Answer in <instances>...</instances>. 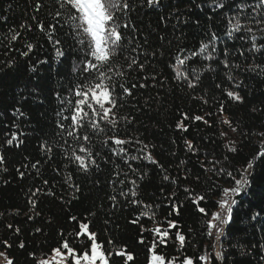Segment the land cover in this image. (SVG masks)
Returning a JSON list of instances; mask_svg holds the SVG:
<instances>
[{
	"label": "trees",
	"instance_id": "obj_1",
	"mask_svg": "<svg viewBox=\"0 0 264 264\" xmlns=\"http://www.w3.org/2000/svg\"><path fill=\"white\" fill-rule=\"evenodd\" d=\"M36 2L0 0V154L6 160L5 165H0V252H4L14 264H38L52 253L51 249L58 246L62 231L71 240L68 234L74 225L69 217L76 215L91 221V230L97 232L100 241L106 243L111 239L115 248L127 245L136 256L135 264H147L144 246L137 243L139 226L129 223L138 211L119 196L117 207H113V202L109 200V196L114 194L110 183L114 164H105L103 160L111 158L125 172L127 166L119 158L111 157L108 148L101 143L103 135L94 136L92 144L93 152L100 153L96 157L101 165L99 169L93 168L88 174H83L64 158L63 147L67 146L55 135V114L68 105H61L55 93L61 92L63 98L74 101L75 97L69 96L67 89L70 81L73 84L78 82L71 69L82 58V53L74 51L68 46L72 42L66 41L62 45L66 56H55L45 34L40 33L31 21V16L35 14L46 25L55 23L49 14L55 9L48 4V0H43L46 6L35 13ZM212 3L213 0H163L159 9L144 8L132 13L133 22L139 29L132 34L136 42L143 43L147 37L143 50L158 54L155 58L148 56L144 72L129 70L121 59L118 63L123 65L125 76L114 77L117 93L120 92V84L130 87L133 83H144L142 77L145 75L156 74L157 81L149 79L146 82L149 87L134 89L133 97L124 98V106L119 109L118 115L133 118V123L122 121L119 134L122 138L133 136L142 140L162 167L147 161L132 162L138 171L129 173L127 178L121 175L120 179L126 182L124 185L117 183L116 191L121 188L126 191L130 187L127 179H136L139 184L138 198L153 206L159 225L166 228L167 219L176 223V228L169 230L168 246L160 249L162 254L175 258V264H182L185 257L193 258L194 264H264V157L254 161L250 185L234 197L237 204L233 206L231 221L219 242L221 258L213 257V237L207 234L206 222L211 219L212 213L219 210L221 197L218 193L223 187L234 186L226 173L231 171L239 178V170L259 151H264L261 147L264 137L260 135L264 133V71L247 70L254 64L264 68V54L250 53L251 42L239 39V34L229 40L225 35L224 16L230 15L231 10H218L217 14L209 7ZM224 3L232 5L233 0H224ZM197 4H203V11L195 6ZM160 16H165L166 22H162ZM25 21L33 23L31 32L19 28ZM210 29L221 37L217 45L219 58L223 59L222 51L227 48L231 54L230 64L240 67L224 69L218 61L197 58L190 62V67L202 73L201 79L195 89H189L186 82L178 83L172 78L168 65L174 62L172 58L179 49L198 48L202 40L208 39ZM10 30L20 31L21 38L10 42L6 38L12 34ZM256 34V43L264 44V34ZM57 36L65 39L63 33L57 32ZM26 43H33L36 47L24 57L21 52L27 50ZM132 47H135V42ZM241 50L245 52L244 56L239 55ZM159 52L164 55L160 56ZM140 59L143 61L144 57ZM43 60L47 63L39 62ZM8 61L13 62L12 67L7 66ZM207 65L215 70H207ZM228 75L243 83L238 88L232 87L227 80ZM160 81H163V86ZM217 84L221 87L217 88ZM225 89L238 92L243 102L229 99ZM17 108L24 113L23 116L13 115ZM185 113L189 117L201 116L203 119L184 121L188 130L181 131L176 125ZM64 114L70 113L65 111ZM224 120H229L231 125L223 123ZM64 123L67 125L68 121ZM13 132L24 141L19 148L5 143ZM65 139L70 138L65 136ZM185 139L193 143L194 152L187 150ZM45 141L52 147L51 153L41 151L40 145ZM230 141L234 142L231 146L237 148L235 153L225 147ZM37 160L40 164L36 169L31 168L30 165ZM17 168L25 172L23 178H20ZM221 168L224 172L218 171ZM69 173L72 183L80 185L78 193H74L64 182ZM141 175H144L143 179H140ZM165 175L169 180L163 179ZM44 180L49 183L45 185ZM37 188L41 189L40 193L31 197V192ZM186 188L188 193L184 191ZM49 191L55 195H46ZM199 195L206 197L199 206L206 209L207 216L191 202ZM30 197L36 201L35 209L28 203ZM173 205L179 214L173 211ZM36 212L40 214L36 215ZM29 216L33 219H28ZM141 222L145 228L155 226L146 217ZM9 225L12 227L9 228ZM17 228L19 232L15 231ZM37 228L41 231L37 232ZM177 233L186 237L183 247L175 239ZM144 236L146 243L152 240L147 232ZM4 241L11 247L4 246ZM20 243L24 244L23 248L19 247ZM74 243L79 244L78 241ZM106 246L113 248L112 245ZM205 254L209 257L208 261H199L198 258ZM3 261L6 263L5 258ZM116 264L122 262L117 259Z\"/></svg>",
	"mask_w": 264,
	"mask_h": 264
},
{
	"label": "snow or ice",
	"instance_id": "obj_2",
	"mask_svg": "<svg viewBox=\"0 0 264 264\" xmlns=\"http://www.w3.org/2000/svg\"><path fill=\"white\" fill-rule=\"evenodd\" d=\"M48 4L55 9L54 12L50 11V15L55 23L45 24L39 20L37 15L31 16V21L35 24V28L45 34L48 42L53 46L55 56L57 58H64L66 53L62 47L66 41H71L68 46L72 47L74 51L82 53V58L72 66V73L75 79L78 81L72 83L70 81L67 89L68 95L75 97L73 100H66L62 97L61 92H56L55 97L61 104H67L68 107H61L56 111L55 121V135L59 136L64 141L63 154L66 161L70 164H74L78 172L88 174L93 168L99 169L100 163L96 157L100 155L99 152H93L92 144L93 137H100L103 135L102 145L107 147L111 157L119 158L124 165L127 166V171L120 170L119 165H115L111 158H106L103 163H113V180L110 183L113 185L114 194L109 196V200L113 202V207H117L119 196L134 210L138 211L135 218L130 219L129 223L139 226V239L137 243L143 245L145 249V259L147 264H175V258H169L166 254L160 252L161 247H167L170 236V229L176 228V223L170 219L165 221L167 227H161L156 221V213L152 210V205L145 204L139 199V184L136 179H127V183L130 185L125 191L121 188L116 191L117 183L119 185L125 184V179H120L121 175L125 178L129 173L135 174L138 169L133 167L134 161H147L150 164L159 165V162L152 157L151 152L148 150L149 146L136 137L128 136L122 138L120 133V125L123 121L125 124H132L133 118L127 116L120 117L118 115L119 109L124 106L125 97H133L134 89H144L149 87L146 83L149 79L157 81V75H145L142 77L144 83H133L130 87L124 84L119 85L120 92L117 93V84L114 77H124L125 72L123 65L118 63L121 59L127 64L129 70L138 69L140 72H144L146 68V62L149 55L153 58L157 56V52L147 53L143 50V44L147 43V37H145L143 43L136 42V37L132 34L139 31L136 24L133 22L132 13H138L141 9H159L163 0H48ZM43 0H37L34 4L35 13H39L40 10L45 7ZM198 9L203 11V4L195 5ZM9 7H11L9 5ZM211 11L219 14L218 10H231V14L224 16V23L226 25V37L231 40L237 34L238 38L251 42V47L248 49L250 53H262L264 54V44H257V32L264 34V0H252V2H245V0H233L232 5H226L224 0H213V3L209 6ZM179 19V17H176ZM212 17L210 16L209 19ZM159 19L162 22H166L165 16H160ZM186 22V21H185ZM33 23L27 21L19 25L20 29L27 32L33 30ZM198 24L199 21H196ZM67 26V30L65 29ZM12 34L6 37L10 42H15L21 38L22 33L16 30H10ZM57 32L63 33L65 39L61 40L57 36ZM208 39L202 40L199 47L192 50H186L181 48L178 50V54L173 57V63L168 65L169 69L173 73V79L180 83L186 82L189 89H195L200 82L201 74L197 72L195 67H190V62L199 58L202 61H218L222 64L224 69L239 68V65L230 64V53L227 48L222 51L223 59H220V50L218 49V42H221V37L211 29L208 32ZM264 38V37H262ZM163 39V37H161ZM135 42V47H132ZM26 51L21 52V55L27 57L29 53L33 52L36 45L33 43H26ZM135 55H132V54ZM160 56H163V52H159ZM240 56H244L243 50L239 53ZM143 56L142 61L140 57ZM40 63H47V60L39 61ZM13 62L8 61L7 66L12 67ZM207 70L214 71L211 65L206 66ZM257 69L264 71L259 64L250 65L247 70L256 72ZM35 71V67L32 68ZM76 73H79L76 76ZM227 80L231 83L232 87L238 88L243 83L242 81L236 82L231 75L227 76ZM163 86V81H160ZM155 87V84L152 85ZM217 88L221 85L217 84ZM226 96L235 101L243 102V98L240 94L233 90L225 89ZM207 103L206 100L203 101ZM65 111L70 114L65 115ZM221 111H223V105H221ZM14 116H23L24 113L19 109L13 111ZM193 119L200 121L203 119L201 116L189 117L188 114L183 115V119L177 123V129L181 131H187V125L184 121ZM64 121H68L67 125ZM207 123V121H205ZM223 123L231 125L229 120H224ZM236 131L235 128L232 129ZM110 133V134H109ZM23 135V134H21ZM225 135V133H222ZM264 137V133H260ZM65 136L70 139H65ZM23 140L20 136L13 132L10 138L6 139L5 143L8 146H15L19 148L23 144ZM185 145L189 152L195 151V146L190 140L185 139ZM234 142L230 141L228 145H225L229 152L235 153L237 148L231 146ZM264 148V145H261ZM41 151L45 153H51L52 147L47 144V141L40 145ZM131 149V150H130ZM135 153V154H133ZM260 157H264V151H259L252 160H249L247 165L239 170V178H237L233 172H227V176L230 178L234 186L223 187L220 190V200L218 207L220 211L211 214V219L207 220V234L213 235L215 230V241L217 244L221 241L224 235V226L228 225L232 218L233 206L237 204V200L234 198L241 194L242 191L250 185L249 179L251 170L254 169V161ZM50 158V157H49ZM27 159V158H25ZM227 159V157H225ZM209 163H213L209 161ZM6 160L3 154H0V165H5ZM40 164L37 160L31 164L30 167L36 169ZM25 168L29 165H24ZM201 167H204L201 164ZM7 171V168L3 169ZM20 178L25 176V172L19 168L16 169ZM220 172H224V169H218ZM144 175L140 176L143 179ZM164 180H169V177L165 175ZM199 179V177H197ZM64 182L69 185L74 193L80 191V185L72 183V175L69 173L64 178ZM7 183V181H6ZM43 183L47 185L48 180H44ZM175 183V181H173ZM41 189L37 188L31 192V197H36L40 193ZM186 193L189 190H184ZM46 195L54 196L55 193L49 191ZM29 198L28 203L32 209L37 207L36 201ZM75 199L76 197L73 196ZM206 199L205 196L199 195L192 199V203L197 205V210L208 215L204 207H200V202ZM173 211L179 214L175 205L172 206ZM36 212V215H39ZM171 215V213L169 214ZM147 218L154 223V227L145 228L141 222L143 218ZM28 219H33L29 216ZM69 221L73 223L74 227L68 236H71V240L66 237L62 231L60 233L61 240L58 246L51 249L57 256H61L63 264H116V260L119 259L122 264H135L136 256L133 252L128 250L127 245L115 248L114 242L108 239L102 242L98 238V234L91 230V221L86 217L81 219L76 215L69 217ZM9 228L12 225L8 226ZM19 232V228L15 229ZM37 232L41 229L37 228ZM147 232L152 236V240L146 243L144 233ZM175 239L183 247L186 242V237L183 234L177 233ZM74 241H78L79 244H75ZM4 246L11 247L4 241ZM106 245H112L110 249ZM19 247L23 248L24 244L20 243ZM215 247V245H214ZM114 249V250H113ZM219 259L222 253L217 250L215 253ZM0 257H5L6 264H14V261L6 256L4 252H0ZM201 262H207L208 255H201L199 258ZM38 264H48L46 260H40ZM182 264H194V260L191 257H185Z\"/></svg>",
	"mask_w": 264,
	"mask_h": 264
},
{
	"label": "rangeland",
	"instance_id": "obj_3",
	"mask_svg": "<svg viewBox=\"0 0 264 264\" xmlns=\"http://www.w3.org/2000/svg\"><path fill=\"white\" fill-rule=\"evenodd\" d=\"M45 260L48 261V264H63L62 257L57 256L54 252H52ZM1 262H4V261H1Z\"/></svg>",
	"mask_w": 264,
	"mask_h": 264
},
{
	"label": "bare ground",
	"instance_id": "obj_4",
	"mask_svg": "<svg viewBox=\"0 0 264 264\" xmlns=\"http://www.w3.org/2000/svg\"><path fill=\"white\" fill-rule=\"evenodd\" d=\"M216 211H217V210H216ZM218 211H220V209H219ZM218 211H217V212H218ZM225 227H226V226H224V230H225ZM211 237H213L212 247H213V254H214V251H215V253H216V251L219 250V243L217 244V242L215 241V230H213V235H212ZM211 239H212V238H211ZM214 245H215V247H214ZM215 257H216V255H215ZM4 258H5V257H0V260L3 261ZM216 258H217V257H216ZM1 261H0V264H5V263H4L5 261H4V262H1Z\"/></svg>",
	"mask_w": 264,
	"mask_h": 264
},
{
	"label": "built area",
	"instance_id": "obj_5",
	"mask_svg": "<svg viewBox=\"0 0 264 264\" xmlns=\"http://www.w3.org/2000/svg\"><path fill=\"white\" fill-rule=\"evenodd\" d=\"M213 257L215 258V251H214V256ZM215 259H218V258H215Z\"/></svg>",
	"mask_w": 264,
	"mask_h": 264
}]
</instances>
